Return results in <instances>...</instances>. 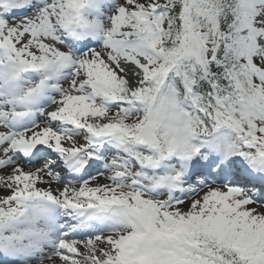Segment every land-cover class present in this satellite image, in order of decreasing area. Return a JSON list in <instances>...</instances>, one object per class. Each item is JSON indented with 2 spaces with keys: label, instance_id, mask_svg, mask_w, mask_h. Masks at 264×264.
Listing matches in <instances>:
<instances>
[{
  "label": "snow or ice",
  "instance_id": "1",
  "mask_svg": "<svg viewBox=\"0 0 264 264\" xmlns=\"http://www.w3.org/2000/svg\"><path fill=\"white\" fill-rule=\"evenodd\" d=\"M0 264H264V0H0Z\"/></svg>",
  "mask_w": 264,
  "mask_h": 264
}]
</instances>
